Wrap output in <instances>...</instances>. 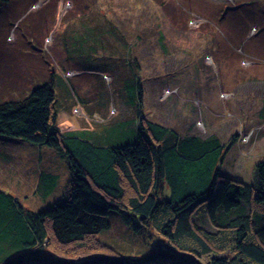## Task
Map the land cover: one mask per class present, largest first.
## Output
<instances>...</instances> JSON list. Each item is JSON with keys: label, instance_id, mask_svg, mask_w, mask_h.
<instances>
[{"label": "rangeland", "instance_id": "obj_1", "mask_svg": "<svg viewBox=\"0 0 264 264\" xmlns=\"http://www.w3.org/2000/svg\"><path fill=\"white\" fill-rule=\"evenodd\" d=\"M168 2L177 11L171 14L167 5L172 4L165 6ZM234 5L238 7L229 9V13L236 11L231 15L234 19L224 25L209 18L210 12ZM105 19L119 27L120 40L108 37L117 46L113 56L100 49L85 63L67 50L72 40L66 33H82L83 27L99 33ZM242 30L245 37L240 35ZM100 38L108 44L105 37ZM243 45L253 53H245ZM212 46L223 57L241 56V62L235 64V58L231 69L218 68ZM230 62L226 59L223 65L229 67ZM130 66L143 82L147 118L181 134H216L226 145L236 138L222 168L235 181L254 183L256 162L264 156V116L260 114L264 108V0H9L1 9L0 103L25 97L51 79L52 71L60 72L64 81L63 86L59 80L56 84L62 101L57 113L60 132L92 129L127 116L132 110L125 105L117 79L129 76ZM37 150L20 139L0 140V155L4 154L0 186L35 211L61 198L71 176L66 159L50 151L41 153L43 165L38 168ZM41 168L61 179L51 202L34 194L36 172ZM124 186L127 198L135 195L127 181ZM117 216L113 213L105 234L87 240L94 250L90 253L144 256L166 241L153 227L136 234L134 225L121 223ZM44 250L50 258H75L71 253L84 256L79 245L64 246L54 240Z\"/></svg>", "mask_w": 264, "mask_h": 264}, {"label": "trees", "instance_id": "obj_2", "mask_svg": "<svg viewBox=\"0 0 264 264\" xmlns=\"http://www.w3.org/2000/svg\"><path fill=\"white\" fill-rule=\"evenodd\" d=\"M8 2L0 0V13ZM166 5L171 14L177 11L173 3ZM227 7L210 12L209 18L218 20V25L233 20L236 11L229 13V9L238 6ZM118 29L113 20L105 19L99 33L84 27L82 33H66L72 40L67 50L84 62L100 49L111 54L117 46L108 37L119 39ZM240 35L245 37L246 30ZM215 50L212 46L218 68L231 69L235 58V64L241 60V56L223 57ZM243 50L253 51L244 45ZM226 59L231 61L229 67L223 65ZM130 68L129 76L117 81L132 111L92 129L60 132L57 113L62 101L56 90L58 80L59 86L64 84L60 72L52 71L51 79L25 97L0 103V140L15 138L37 147L38 168L43 165L41 153L50 151L66 159L71 170L67 192L39 211L26 207L0 186V264L47 260L51 264H264V156L256 162L253 184L225 175L222 163L236 138L226 145L216 134H181L147 118L143 82L134 67ZM260 114L264 116V109ZM4 158L11 159L9 155ZM59 178L41 168L36 172L34 194L51 202L58 195ZM126 181L135 192L130 198ZM113 213L121 223L134 225L136 234L153 227L166 241L144 256L90 253L93 247L87 240L111 228ZM51 240L64 246L79 245L84 256L71 253L75 258H50L44 248Z\"/></svg>", "mask_w": 264, "mask_h": 264}, {"label": "crops", "instance_id": "obj_3", "mask_svg": "<svg viewBox=\"0 0 264 264\" xmlns=\"http://www.w3.org/2000/svg\"><path fill=\"white\" fill-rule=\"evenodd\" d=\"M264 109V108H263Z\"/></svg>", "mask_w": 264, "mask_h": 264}]
</instances>
